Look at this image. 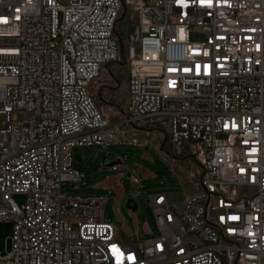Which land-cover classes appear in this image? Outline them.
Returning a JSON list of instances; mask_svg holds the SVG:
<instances>
[{
	"label": "built area",
	"instance_id": "1",
	"mask_svg": "<svg viewBox=\"0 0 264 264\" xmlns=\"http://www.w3.org/2000/svg\"><path fill=\"white\" fill-rule=\"evenodd\" d=\"M122 61L127 126L200 167L196 191L150 196L139 243L119 241L105 195L63 191L76 148L137 145L90 91ZM3 222L0 264H264V0H0Z\"/></svg>",
	"mask_w": 264,
	"mask_h": 264
},
{
	"label": "rangeland",
	"instance_id": "2",
	"mask_svg": "<svg viewBox=\"0 0 264 264\" xmlns=\"http://www.w3.org/2000/svg\"><path fill=\"white\" fill-rule=\"evenodd\" d=\"M127 24V23H126ZM132 31V30H131ZM128 65L124 61L108 65L92 84L91 94L103 115L121 125L135 146L78 147L73 152V167L82 178L78 184L64 182L63 191L77 195H105L106 219L115 225L121 243H139L147 239V232H157L150 196L168 193L172 200L196 191L197 187L185 179L196 178L200 167L193 157L176 155L160 131L138 130L127 126ZM120 167L114 169V166ZM133 176L140 182L135 185ZM130 199L138 205L136 211L127 208ZM17 204L23 196H14ZM13 225L0 223V253L11 250Z\"/></svg>",
	"mask_w": 264,
	"mask_h": 264
},
{
	"label": "water",
	"instance_id": "3",
	"mask_svg": "<svg viewBox=\"0 0 264 264\" xmlns=\"http://www.w3.org/2000/svg\"><path fill=\"white\" fill-rule=\"evenodd\" d=\"M127 208L131 209L132 211H136L138 209L137 203L134 201V199H130L127 202Z\"/></svg>",
	"mask_w": 264,
	"mask_h": 264
},
{
	"label": "crops",
	"instance_id": "4",
	"mask_svg": "<svg viewBox=\"0 0 264 264\" xmlns=\"http://www.w3.org/2000/svg\"><path fill=\"white\" fill-rule=\"evenodd\" d=\"M127 84V83H126ZM128 98H129V94H128ZM130 99V98H129ZM128 103H129V101H128ZM190 194V193H189ZM186 195H188V194H186ZM186 195H184L183 197H185Z\"/></svg>",
	"mask_w": 264,
	"mask_h": 264
}]
</instances>
